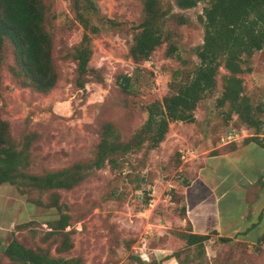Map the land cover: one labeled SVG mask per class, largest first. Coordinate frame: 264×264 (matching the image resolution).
Masks as SVG:
<instances>
[{
	"label": "rangeland",
	"instance_id": "1",
	"mask_svg": "<svg viewBox=\"0 0 264 264\" xmlns=\"http://www.w3.org/2000/svg\"><path fill=\"white\" fill-rule=\"evenodd\" d=\"M143 3L79 0L96 28L92 32L78 22L72 0H41L57 74L55 85L45 92L16 75L13 45L7 38L1 43L0 118L21 153L19 172L43 178L66 170L76 179L68 187L47 189L28 178L19 186L0 184V225L13 220L6 237H0V264H12L2 252L11 239L81 264H264L259 236L234 237L254 216L250 201L258 185L245 191L247 210L238 175L229 171L219 185L215 179L220 173L209 159L214 153L242 151L244 138L255 132L227 103H215L227 71L219 68L216 86L197 104L193 121H171L157 146L151 134L138 135L147 106L172 93L173 84L186 81L198 64L195 53L202 43L207 0L190 8L179 7L177 0H156L155 25L163 40L146 60L134 62L128 51L144 17ZM83 33L91 50L88 67L94 71L80 87L74 47ZM170 45L175 49L168 55ZM243 66L248 68L239 74L244 93L252 105L264 104V47L245 58ZM123 76L129 77L128 91L120 86ZM259 118L263 132L264 114ZM230 133L236 134L232 141L221 139ZM104 136L115 147L113 161L105 157L97 165ZM242 211L250 218L234 232ZM222 212L232 220L224 228ZM60 216L65 217L63 228L54 223ZM188 230L218 231L202 245L188 246ZM219 235L233 239L223 242Z\"/></svg>",
	"mask_w": 264,
	"mask_h": 264
},
{
	"label": "trees",
	"instance_id": "2",
	"mask_svg": "<svg viewBox=\"0 0 264 264\" xmlns=\"http://www.w3.org/2000/svg\"><path fill=\"white\" fill-rule=\"evenodd\" d=\"M198 1L177 0V5L190 8ZM72 4L83 29L94 32L96 28L90 26L88 17L80 9L79 0H72ZM143 11L144 17L136 26L137 31L128 51L134 62L146 60L163 40L155 25L158 18L156 0H144ZM202 21V43L195 53L198 64L186 81L173 84L172 93L147 106V118L138 135L151 134L152 145L157 146L163 140L171 121H193L194 109L204 94L215 88L219 68L223 67L227 73L223 76L221 95L216 98L215 103L218 107L227 103L231 113L236 114L242 123L255 129L253 135L244 138V143L253 142L264 149V131H260L262 128L259 118L260 114H264V104H251L239 76L248 69L243 66L245 58H250L255 51L264 47V0H207L203 7ZM5 38L14 48L18 66L16 75L39 91L50 90L55 85L57 74L51 60L49 34L44 27L41 0H0V45ZM174 49L170 45L166 53L171 55ZM90 54L88 35L83 33L74 47L76 84L80 87L84 85L85 76L94 71L88 67ZM119 83L124 91L129 90L128 76H123ZM110 131L109 125H106L104 134ZM114 150L115 147L110 146L104 136L99 144L96 164L100 165L105 157L113 161L111 154ZM20 158L21 153L10 142L7 123L0 118V184L8 182L19 186L21 179L28 178L33 179L38 188L47 189L68 187L76 179V176L66 170L47 173L43 178H30L19 172ZM54 223L56 227L63 228L65 217L60 216ZM253 225L236 232L234 237L245 235ZM211 234L217 235V231L198 233L188 230L185 243L188 246L202 245ZM218 239L228 242L233 237L219 235ZM257 241L264 242V237L259 236ZM2 252L12 264H81L78 260L41 254L25 247L16 239H11Z\"/></svg>",
	"mask_w": 264,
	"mask_h": 264
},
{
	"label": "crops",
	"instance_id": "3",
	"mask_svg": "<svg viewBox=\"0 0 264 264\" xmlns=\"http://www.w3.org/2000/svg\"><path fill=\"white\" fill-rule=\"evenodd\" d=\"M243 147L244 148L242 151L236 148L226 153H214L209 159H211L212 164L216 166L215 169L218 174L220 173L215 179L219 185L225 184L226 179L229 178V171L233 176L238 175V179L240 178L241 181H239V183L236 182L237 187L241 186L242 188L244 195L242 200L244 203H247V210L248 205L250 204L248 203V198L247 195H245V191L248 189L250 190L252 187L255 188L258 185V192L250 201L251 207L255 211H253L254 216H252V219L249 220L250 222L245 226V228L249 227L251 224L254 225L245 235L252 234L254 236H260L261 234H264V149L253 142L245 143ZM208 161L209 160H207V162ZM237 192L242 193L239 189ZM247 213V211L245 213L242 211V213L238 214V217L236 218L237 227L234 228V232L242 226L245 218H250ZM228 214L229 212H222L220 216L221 222L223 223V228L225 225H228L232 222ZM12 226V219H9L6 224L4 223L3 225H0V237L5 238L7 232L11 230ZM6 244L7 243L3 244L2 250Z\"/></svg>",
	"mask_w": 264,
	"mask_h": 264
},
{
	"label": "built area",
	"instance_id": "4",
	"mask_svg": "<svg viewBox=\"0 0 264 264\" xmlns=\"http://www.w3.org/2000/svg\"><path fill=\"white\" fill-rule=\"evenodd\" d=\"M236 134H227L224 138H221L222 140L223 139H226L225 140V142H230V141H232L233 139H234V136H235Z\"/></svg>",
	"mask_w": 264,
	"mask_h": 264
}]
</instances>
